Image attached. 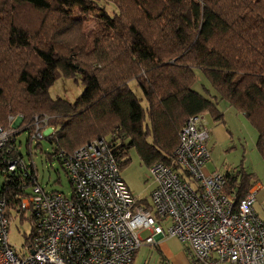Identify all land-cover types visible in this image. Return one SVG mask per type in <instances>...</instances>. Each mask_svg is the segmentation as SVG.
<instances>
[{
	"label": "trees",
	"instance_id": "obj_1",
	"mask_svg": "<svg viewBox=\"0 0 264 264\" xmlns=\"http://www.w3.org/2000/svg\"><path fill=\"white\" fill-rule=\"evenodd\" d=\"M73 7L91 14L98 9V26L87 33L79 28L81 36L73 39L55 34L51 15L74 26L66 10ZM27 10L39 17L37 28L17 22ZM0 13V38L15 53L10 63L0 59V127L9 126L7 111L21 114L18 127L28 126L10 129L15 135L26 130L28 158L37 150L32 142L41 151L45 139L52 151L44 157L63 168L79 146L110 138L120 169L130 149L148 168L172 165L186 119L209 113L219 121L217 103L224 100L256 129L264 160V0H0ZM195 68L213 87L212 99L191 88ZM59 79L82 84L81 92L73 99L52 97L49 88ZM37 115L49 116L45 123L53 126L41 139L30 137ZM20 147L14 137L0 149V197L11 217L24 215L16 213L20 199L38 183ZM10 159L17 165L8 171ZM224 175L236 199L255 182L242 165Z\"/></svg>",
	"mask_w": 264,
	"mask_h": 264
},
{
	"label": "built area",
	"instance_id": "obj_2",
	"mask_svg": "<svg viewBox=\"0 0 264 264\" xmlns=\"http://www.w3.org/2000/svg\"><path fill=\"white\" fill-rule=\"evenodd\" d=\"M44 130L34 128L30 137L41 139ZM11 133L0 127V149ZM207 137L200 116L190 115L172 165L148 168L155 180L148 201L133 196L122 179L110 138L79 146L63 160L68 194L33 183L21 197L16 213L23 212L32 228L21 256L8 243L12 217L0 197V264H131L139 246L167 237L182 243L194 264H264L255 192L236 199L225 175L206 169ZM5 165L13 170L17 160Z\"/></svg>",
	"mask_w": 264,
	"mask_h": 264
},
{
	"label": "rangeland",
	"instance_id": "obj_3",
	"mask_svg": "<svg viewBox=\"0 0 264 264\" xmlns=\"http://www.w3.org/2000/svg\"><path fill=\"white\" fill-rule=\"evenodd\" d=\"M66 10L70 14V20L74 19L75 25L73 26L65 23V25L62 26L59 23L58 14L51 15L53 23L58 22L55 28V34L64 33V37L73 39V36H81V34L78 32L79 28H82L87 33V31L92 27L98 26V20L96 18V13H99V11H97L98 9L93 12L94 14H91L90 12H81V10H79L77 7H73L71 12L68 9ZM108 10L111 9L108 8ZM0 17H3L2 13H0ZM16 19L17 22L24 27L29 26L30 28H37L39 25V17L32 14L29 10L21 12L18 16H16ZM14 55V51H9L6 48V42H3L0 38V59L6 61L7 63H10ZM26 58L30 60L31 56L27 55ZM192 87L205 94L206 96H209L210 93L215 94L213 87L204 77L199 68H195V79ZM81 89L82 84L72 85L71 80L59 79L49 88V93L52 97L62 96L68 99H73L81 92ZM135 92L136 94L138 93L137 90H135ZM224 103L225 101L220 100L219 105L221 108L223 107ZM142 105H144L143 101ZM7 113L6 116L9 122V126H7L6 128H22V126L23 128H26L28 126L27 124L25 125L24 123H21V127H18L17 124H19L22 119L21 114L13 116L12 113H15V111H7ZM203 115L207 116L205 114ZM47 118H49V116L47 115H37L35 116L34 125H32L34 126V128H43L44 126H46L44 127V132L46 133V135L48 134L47 132L50 131L49 127H51V124H49V122L47 124L45 123V120ZM13 133L14 132H12L10 140H13V138L16 137V141H21L20 151L23 155V159L25 161H30L35 165L37 182L46 190H57L63 192L64 194H68L71 191V186L63 168L60 167L59 162L55 158H52V160H50L44 157V151L51 152L52 145L48 143L47 140L42 139L40 141L42 150L40 151L39 144L35 145L34 142H32V148L35 150L37 148V150H33L30 158H28L25 149L26 130H21L19 133L17 132L16 135ZM111 134L113 133L107 134L105 135V137H110ZM237 135H239L240 140L237 138ZM256 135L257 134L255 129L250 131V134H248L245 133L243 128L240 127L238 128L237 134H234L232 140L227 139L219 146H217L214 150L209 149V154H211L212 159L218 161V166L220 167H224L225 164H230V162H233L235 163L233 165H239V163L246 167H251V165H254L260 170H264V161H262V159L260 158L258 150L255 147ZM211 146L212 144L209 146V148ZM129 157L130 161L120 169V175L133 196L137 197L138 199H144L148 201L152 187H154L155 180L150 175L148 167L140 162L139 157L134 149L129 150ZM209 161L213 160L209 159L207 161L208 166L211 167L212 164ZM3 174L4 172L2 173L0 169V186L3 182ZM30 232L31 225L25 214L22 217L16 215L11 218L8 228V243L16 255H22L23 246L28 240ZM169 241L179 243L175 238L166 240L167 243ZM169 244L172 245L171 242H169ZM135 253V258L132 264H143L144 261H146L145 264H157V247L154 244H143L136 249Z\"/></svg>",
	"mask_w": 264,
	"mask_h": 264
},
{
	"label": "crops",
	"instance_id": "obj_4",
	"mask_svg": "<svg viewBox=\"0 0 264 264\" xmlns=\"http://www.w3.org/2000/svg\"><path fill=\"white\" fill-rule=\"evenodd\" d=\"M194 73H195V69H194ZM194 79H195V77H194ZM193 82H194V80H193ZM193 82H192V84H193ZM192 84H191V88L193 90H195L196 92L206 96L205 94L201 93L200 91L194 89L192 87ZM206 97H209L210 99L213 98L211 95L206 96ZM219 102H220V100H219ZM219 102L217 103V108L222 114L221 120L214 121L213 116L209 113L198 114L200 116L203 124L208 127V137H207V140L205 141V146L208 149V151H209V149L214 150L217 146H219L222 142L226 141L227 139L232 140L234 137V134H237L238 128H240V127L243 128L245 133H248V134H250V131L255 129L244 118L242 113L237 112L226 101L223 104V107L221 108L219 105ZM203 114H205L207 116H204ZM256 134H257V131H256ZM256 137H257V135H256ZM237 138L240 140L239 135H237ZM251 138H252V134H251ZM255 142H256V140H255ZM211 144H212V146L209 148V146ZM209 156H210L209 159H211L213 161H209L212 164L211 167L208 166V162L206 163V167H207L206 169H208V171H218V172L225 174V171L227 170V168H234L238 165V164L233 165L235 163L230 162V164L228 163L229 165L225 164L224 167H220V166H218L219 165L218 161L212 159L211 154H209ZM259 156H260V154H259ZM260 158H261V156H260ZM262 161H264V160L262 159ZM257 164H258V162H257ZM239 165H242V164L239 163ZM242 166L245 168V170L247 172L253 174V178L255 181L252 186H249L246 189L244 194L248 191H254L255 192V201H254L253 207H254V210L257 212V214L264 221V170H260L258 167L254 166V165H251V167H246L244 165H242ZM258 166H259V164H258ZM154 185H155V183H154ZM152 189H153V187H152ZM228 190L232 191L233 195L235 196L236 191L234 188H229ZM142 200L146 201L144 199H142ZM170 238L174 239L175 237H167V238H163V239L158 238V241L156 242V244H154L157 247V255H158L157 264H194L191 262L190 253L187 250V248L182 243H180L176 238L175 239L179 243H174L172 241H169L172 244V245H170L169 242L168 243L166 242V240L170 239ZM134 258H135V255H134ZM134 258H133V261H134ZM145 262L146 261H144L143 264H145ZM222 264H229V263H222Z\"/></svg>",
	"mask_w": 264,
	"mask_h": 264
}]
</instances>
